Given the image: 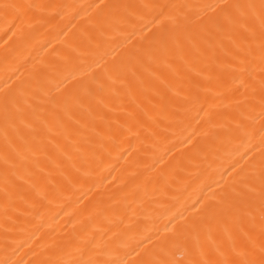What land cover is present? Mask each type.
I'll return each instance as SVG.
<instances>
[{
  "label": "bare ground",
  "instance_id": "1",
  "mask_svg": "<svg viewBox=\"0 0 264 264\" xmlns=\"http://www.w3.org/2000/svg\"><path fill=\"white\" fill-rule=\"evenodd\" d=\"M0 264H264V0H0Z\"/></svg>",
  "mask_w": 264,
  "mask_h": 264
}]
</instances>
